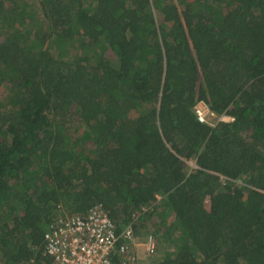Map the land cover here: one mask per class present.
Listing matches in <instances>:
<instances>
[{"label": "trees", "instance_id": "trees-1", "mask_svg": "<svg viewBox=\"0 0 264 264\" xmlns=\"http://www.w3.org/2000/svg\"><path fill=\"white\" fill-rule=\"evenodd\" d=\"M95 204L135 264H264V0H0V264Z\"/></svg>", "mask_w": 264, "mask_h": 264}, {"label": "built area", "instance_id": "built-area-1", "mask_svg": "<svg viewBox=\"0 0 264 264\" xmlns=\"http://www.w3.org/2000/svg\"><path fill=\"white\" fill-rule=\"evenodd\" d=\"M196 111L202 121L213 113L208 104H198ZM219 119L230 121L233 117L222 113ZM49 228L45 233V252L51 258L48 264H115L114 251L120 254L121 264H135L139 259V244H145L146 253L151 255L159 242L151 231L144 234L145 242L140 241L132 223L118 231L102 204H95L86 213H62Z\"/></svg>", "mask_w": 264, "mask_h": 264}, {"label": "crops", "instance_id": "crops-1", "mask_svg": "<svg viewBox=\"0 0 264 264\" xmlns=\"http://www.w3.org/2000/svg\"><path fill=\"white\" fill-rule=\"evenodd\" d=\"M198 104H203V105H206L207 106V102H205L204 100H198L195 104H194V112L196 113V115H197V118H198V120L199 121H201V122H203V123H211V124H216L217 122H219V121H224V120H221V119H219V115L220 114H222V113H226V112H221V113H217V112H215L211 107H210V105H209V107L211 108V110H212V114L208 117V120L206 119L205 121H202V120H200L199 119V117H198V114H197V111H196V107H197V105ZM188 160V162H190V163H193V162H195V160L194 159H187Z\"/></svg>", "mask_w": 264, "mask_h": 264}, {"label": "rangeland", "instance_id": "rangeland-1", "mask_svg": "<svg viewBox=\"0 0 264 264\" xmlns=\"http://www.w3.org/2000/svg\"><path fill=\"white\" fill-rule=\"evenodd\" d=\"M208 200V199H207ZM206 200V203H208V201ZM208 205V204H207ZM140 235V241H144V235L142 234H139ZM138 250V254H139V258L142 259V260H150L152 256H149L147 253H146V247H145V244H139V247L137 248Z\"/></svg>", "mask_w": 264, "mask_h": 264}]
</instances>
